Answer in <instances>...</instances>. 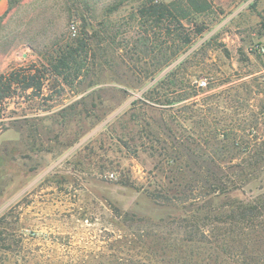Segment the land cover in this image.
I'll return each instance as SVG.
<instances>
[{
    "label": "rangeland",
    "instance_id": "rangeland-1",
    "mask_svg": "<svg viewBox=\"0 0 264 264\" xmlns=\"http://www.w3.org/2000/svg\"><path fill=\"white\" fill-rule=\"evenodd\" d=\"M190 1L13 0L0 17V74L36 66L46 78L0 100V264L170 260L121 215L153 227L189 214L152 193L172 174H206L208 156L182 139L207 131L201 117L235 127L222 172L243 180L212 206L264 198V0H194L206 9L180 23L143 15L149 2ZM70 50L82 67L57 73L50 62ZM183 84L198 94L183 99Z\"/></svg>",
    "mask_w": 264,
    "mask_h": 264
},
{
    "label": "trees",
    "instance_id": "trees-1",
    "mask_svg": "<svg viewBox=\"0 0 264 264\" xmlns=\"http://www.w3.org/2000/svg\"><path fill=\"white\" fill-rule=\"evenodd\" d=\"M12 4L13 0H9V9ZM204 9L205 6H199L194 0L187 5L178 2H149L143 15L156 23H162L165 19L180 23L188 19L191 12ZM185 41L189 42L190 38H185ZM79 44L83 51L87 40L82 38ZM75 55L70 50L56 61L52 60L50 66L57 73H63L73 67L70 65L73 62L74 67L79 69L82 66ZM44 75L42 69L36 66L0 74V100L8 97L16 87L26 91H40L46 79ZM180 88L183 90V99L196 96L199 91L190 84H183ZM200 121L209 126L207 131L197 133V137L194 133L182 139L194 141L191 144L195 149L198 148L195 152L202 151V154L208 156L203 162L206 174H172L170 186L164 185L152 193L159 203L176 202L183 207H190L189 214L169 220L161 219L153 227H150L148 219L137 218L128 212L121 215V218L126 222L135 221L140 224L143 236H154L166 242V248L170 249L173 257L168 261L163 258L160 261L162 264H264V198L249 202L225 199L217 208L212 206V196L227 197L229 192L243 183L242 174L222 172V169L233 168V165L224 164L223 161L238 149L235 127L231 124L220 127L217 117L215 122L202 117L198 123ZM176 136L170 138V146L174 150L182 151L185 148L188 151L190 147H187L185 140L177 139ZM199 199H205L204 205H201L205 209L202 214L201 207L195 205Z\"/></svg>",
    "mask_w": 264,
    "mask_h": 264
},
{
    "label": "crops",
    "instance_id": "crops-1",
    "mask_svg": "<svg viewBox=\"0 0 264 264\" xmlns=\"http://www.w3.org/2000/svg\"><path fill=\"white\" fill-rule=\"evenodd\" d=\"M9 9V0H0V17L4 16Z\"/></svg>",
    "mask_w": 264,
    "mask_h": 264
},
{
    "label": "built area",
    "instance_id": "built-area-1",
    "mask_svg": "<svg viewBox=\"0 0 264 264\" xmlns=\"http://www.w3.org/2000/svg\"><path fill=\"white\" fill-rule=\"evenodd\" d=\"M200 86H206L207 85V81L206 80H202L199 82Z\"/></svg>",
    "mask_w": 264,
    "mask_h": 264
}]
</instances>
